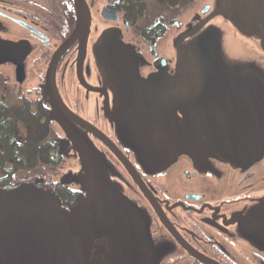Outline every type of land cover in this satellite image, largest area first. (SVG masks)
Masks as SVG:
<instances>
[{
    "label": "flooded vegetation",
    "instance_id": "af4514ba",
    "mask_svg": "<svg viewBox=\"0 0 264 264\" xmlns=\"http://www.w3.org/2000/svg\"><path fill=\"white\" fill-rule=\"evenodd\" d=\"M86 3L0 0V264H264V0Z\"/></svg>",
    "mask_w": 264,
    "mask_h": 264
},
{
    "label": "water",
    "instance_id": "95a60500",
    "mask_svg": "<svg viewBox=\"0 0 264 264\" xmlns=\"http://www.w3.org/2000/svg\"><path fill=\"white\" fill-rule=\"evenodd\" d=\"M76 1L79 11L78 25L68 43H66L65 46L58 51L55 58L56 61L66 50V48H68L73 43V41H75L78 37H81L85 33V29L87 27L89 10L86 0ZM49 79L54 81L52 73L49 75ZM51 84H53V82H50L49 80L48 90L50 92L52 91ZM52 100L56 107H60L58 96L52 95ZM91 164L94 165L93 162H91ZM90 169H92L91 182H98V170L93 166L90 167ZM5 190L9 191L11 198L8 199V196L0 193V231L3 230L6 234V231L11 229L19 231L21 233H28L29 230H34V234L37 232L38 234L46 235L49 229V224L50 222H52L50 218L45 216L48 212L46 204L50 202L52 198L46 193L45 189L42 187L21 185L16 188L12 186H6ZM47 220H49V223L46 226L45 224H47ZM7 235H9V233H7ZM47 235L51 234L48 233ZM23 244L25 243H22L21 241L18 242L15 246H18L20 247V250L25 251L22 248ZM28 250L29 251H27V253L31 252L30 249ZM0 263H2L1 259Z\"/></svg>",
    "mask_w": 264,
    "mask_h": 264
},
{
    "label": "rangeland",
    "instance_id": "374dc122",
    "mask_svg": "<svg viewBox=\"0 0 264 264\" xmlns=\"http://www.w3.org/2000/svg\"><path fill=\"white\" fill-rule=\"evenodd\" d=\"M26 251H29V250L26 249ZM31 253L32 251L28 253V256L24 258V261L22 262V264H46L45 259L43 257H38L34 259L33 255H29ZM15 264H20V259H16Z\"/></svg>",
    "mask_w": 264,
    "mask_h": 264
}]
</instances>
